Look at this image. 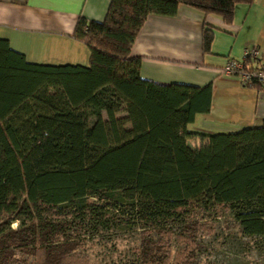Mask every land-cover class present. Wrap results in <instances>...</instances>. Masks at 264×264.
I'll return each instance as SVG.
<instances>
[{
    "label": "trees",
    "instance_id": "trees-1",
    "mask_svg": "<svg viewBox=\"0 0 264 264\" xmlns=\"http://www.w3.org/2000/svg\"><path fill=\"white\" fill-rule=\"evenodd\" d=\"M253 1L111 0L104 20L77 21L89 66L32 64L0 39V264H73L111 230L138 237L123 264H205L203 226L225 215L222 240L245 255L226 264H264V122L191 131L212 85L144 79L132 53L150 14L186 6L231 23ZM214 33L204 26L205 51ZM173 241L200 251L171 262Z\"/></svg>",
    "mask_w": 264,
    "mask_h": 264
},
{
    "label": "crops",
    "instance_id": "crops-1",
    "mask_svg": "<svg viewBox=\"0 0 264 264\" xmlns=\"http://www.w3.org/2000/svg\"><path fill=\"white\" fill-rule=\"evenodd\" d=\"M111 0H0V39L40 65L89 66V47L74 36L81 15L105 19ZM214 28L210 50L203 48V28ZM247 47H257L264 62V0L235 7L226 23L217 14H203L182 6L176 16L150 14L139 31L132 53L142 57V78L162 84L212 85L209 112L197 114L191 131L237 132L264 122V89L244 85L224 73L231 58H242ZM191 146L194 141L189 139Z\"/></svg>",
    "mask_w": 264,
    "mask_h": 264
},
{
    "label": "rangeland",
    "instance_id": "rangeland-1",
    "mask_svg": "<svg viewBox=\"0 0 264 264\" xmlns=\"http://www.w3.org/2000/svg\"><path fill=\"white\" fill-rule=\"evenodd\" d=\"M120 117H124L125 114H120ZM127 127H130L128 124ZM228 216V215H225ZM223 218L219 220L222 229H218V220L215 222L213 220H207V224H204L201 233L205 242L210 241L209 253L199 254L204 260L205 264H226V260L229 258L245 257L241 253H235L236 249L232 248L231 245L223 242V237L219 233V230L228 232L226 226L229 225L228 220ZM205 222L206 220H201ZM17 223L13 226L16 227ZM112 237L108 238L107 237ZM138 237L134 233H129L127 231H116L111 230L104 234H95L83 240L81 246L75 249V259L73 264H123L127 256L132 255L134 247L136 246ZM170 259L169 261L175 262V260L180 259L182 254H198L200 250L194 248V246H187L181 243L171 242L169 244ZM125 258V259H124ZM257 260V259H256ZM255 260V261H256ZM233 264H244L243 262L235 261ZM261 264V263H260ZM263 264V263H262Z\"/></svg>",
    "mask_w": 264,
    "mask_h": 264
},
{
    "label": "built area",
    "instance_id": "built-area-1",
    "mask_svg": "<svg viewBox=\"0 0 264 264\" xmlns=\"http://www.w3.org/2000/svg\"><path fill=\"white\" fill-rule=\"evenodd\" d=\"M260 58L257 47H247L243 51L242 58H231L226 63L223 71L229 75H236L244 85H258L264 89V62H257L248 66V61H256Z\"/></svg>",
    "mask_w": 264,
    "mask_h": 264
}]
</instances>
